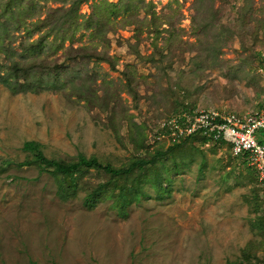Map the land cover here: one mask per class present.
Masks as SVG:
<instances>
[{
    "label": "rangeland",
    "instance_id": "1",
    "mask_svg": "<svg viewBox=\"0 0 264 264\" xmlns=\"http://www.w3.org/2000/svg\"><path fill=\"white\" fill-rule=\"evenodd\" d=\"M74 1L23 6L42 21ZM104 1L83 3L78 15L105 19V9L120 0ZM10 2L19 6L0 0L1 25ZM132 6L133 13L110 17L101 31L81 30L60 49L50 37L40 56V74L50 81L44 91L15 93L0 84V264L264 262L259 175L227 144L158 139L160 123L184 109L264 112V0ZM37 21L20 23L32 29ZM25 33L11 35L18 62L33 58L22 47ZM29 141L67 163L83 155L128 168L139 158L164 156L143 185L148 197L125 207L109 176L93 169L79 180L75 198L62 199L50 173L26 165ZM101 184L110 185L106 197L87 205V194Z\"/></svg>",
    "mask_w": 264,
    "mask_h": 264
},
{
    "label": "trees",
    "instance_id": "2",
    "mask_svg": "<svg viewBox=\"0 0 264 264\" xmlns=\"http://www.w3.org/2000/svg\"><path fill=\"white\" fill-rule=\"evenodd\" d=\"M19 6L12 7L10 2L4 10V23L0 24V49L3 51L5 57L4 62H0V84H4L15 93L33 92L39 93L44 91L50 84L43 74H40L42 67L40 66L41 55L44 54L46 46L44 44L50 37L54 39V45L56 49L63 47L66 41H72L76 34L81 30L101 31L105 22L110 18H117L137 9L132 8L134 0H120L116 5H110V10L105 9L108 16L101 20L98 15L94 13L90 15L86 21L82 20V16L78 15L79 7L83 3L89 0H75L73 7L70 10H50L51 13L47 14L46 19H39L40 17L30 16L32 7L27 10L24 6V0H18ZM101 4H106L104 0H100ZM36 6V5H35ZM29 8V7H28ZM35 8H40L36 6ZM20 12V13H19ZM29 14V15H28ZM20 15L18 20L17 16ZM37 18L38 21L35 25H32V29L25 28L24 24L27 19ZM111 19V18H110ZM106 20V21H105ZM21 29L25 30L27 36L26 44L23 45V50L28 52L32 60H24L18 62L15 60L17 53L12 46L11 35L12 33L19 32ZM44 31L38 40L31 41L34 33ZM50 49V45H49ZM35 55V56H34ZM105 58V57H104ZM103 58V59H104ZM108 61V58H105ZM111 64V62H109ZM59 81L54 84V87L59 86ZM260 111L258 110H252ZM183 112L193 113L195 110H181L176 114ZM192 140L199 141L202 144L209 142H215L211 138L203 135L202 133L195 134L190 137L183 138L181 142L175 143L174 146L180 145ZM219 145L226 144L223 141L216 142ZM260 143L264 144L261 140ZM229 146V145H228ZM232 153V149L229 146ZM23 150L29 154L31 160L26 162V165H35L42 171L50 173L58 182L59 196L62 199L75 198L79 192V180L81 177L90 170H97L98 172H104L110 178V182L113 183L112 191L119 190L117 196L120 198L121 204L125 207L131 205L137 201L141 196L148 197L143 190V185L151 181L152 169L156 162L164 155L160 152L156 153V156L152 159L145 160L139 158L132 163L128 168H114L110 164H103L98 158L81 155L77 161L74 162H62L50 159L45 156L42 146L35 141H29L24 143ZM233 154V153H232ZM238 158H244L247 161L246 155L235 156ZM253 169V168H252ZM254 170V169H253ZM255 171V170H254ZM257 173V171H255ZM258 174V173H257ZM157 180V179H156ZM109 183V182H108ZM109 184H101L95 190L88 193L85 198L87 205H94L100 202L106 197L108 193ZM258 264H264L258 263Z\"/></svg>",
    "mask_w": 264,
    "mask_h": 264
},
{
    "label": "built area",
    "instance_id": "3",
    "mask_svg": "<svg viewBox=\"0 0 264 264\" xmlns=\"http://www.w3.org/2000/svg\"><path fill=\"white\" fill-rule=\"evenodd\" d=\"M262 57L264 66V54ZM159 128L158 139L165 138L169 144L198 133L215 142H225L234 156H247L248 165L257 171L264 186V144L258 140L264 130V112L240 114L216 109L183 112L163 120Z\"/></svg>",
    "mask_w": 264,
    "mask_h": 264
},
{
    "label": "crops",
    "instance_id": "4",
    "mask_svg": "<svg viewBox=\"0 0 264 264\" xmlns=\"http://www.w3.org/2000/svg\"><path fill=\"white\" fill-rule=\"evenodd\" d=\"M259 136L261 137V134H259ZM260 137H259V141H261V140H262V138H260Z\"/></svg>",
    "mask_w": 264,
    "mask_h": 264
}]
</instances>
